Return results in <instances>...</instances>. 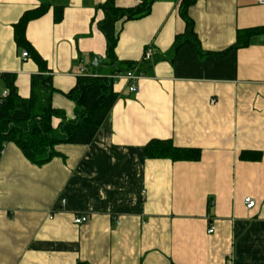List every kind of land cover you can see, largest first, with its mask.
<instances>
[{
  "label": "crops",
  "instance_id": "crops-1",
  "mask_svg": "<svg viewBox=\"0 0 264 264\" xmlns=\"http://www.w3.org/2000/svg\"><path fill=\"white\" fill-rule=\"evenodd\" d=\"M105 1L0 0V95L1 73L9 72L17 94L29 97L40 69L21 57L13 25L48 3L25 36L51 75L52 106L72 119L66 93L76 77L110 74L98 26ZM180 2L154 0L148 14L115 23L118 61L138 63L148 47L154 53L141 64L135 93L114 78L118 97L90 143L57 144L44 164L3 144L0 264H264V33L226 50L237 30L264 26V4L195 0L188 8L195 50L191 42L174 47L185 26ZM62 118L53 116L52 127ZM152 139L198 149L199 158H147ZM246 197L254 207L246 208ZM79 214L87 220L75 224Z\"/></svg>",
  "mask_w": 264,
  "mask_h": 264
},
{
  "label": "trees",
  "instance_id": "trees-1",
  "mask_svg": "<svg viewBox=\"0 0 264 264\" xmlns=\"http://www.w3.org/2000/svg\"><path fill=\"white\" fill-rule=\"evenodd\" d=\"M153 1L139 0L137 5L124 8L116 6L113 0H106L100 6L104 17L98 22V26L106 38L103 62L111 67L110 74L83 73L76 77L74 86L66 93V96L74 103V117L69 120L63 119L62 113L52 106L51 75L45 61L25 36L28 21L43 15L48 10L49 4L43 3L35 9L25 11L13 25L14 40L19 48L28 51L40 71L31 75L30 95L27 98L17 94L13 73H1L8 94L0 102V152L5 142H13L31 162L44 164L56 154L57 144L90 143L118 97L113 90V75L126 72L134 64L121 63L116 59L115 23L118 20H131L148 14ZM194 2L195 0L180 2L179 14L185 26L184 32L175 36L176 49L185 42H191L194 49L198 50L199 41L194 31V23L188 14V8ZM56 11L55 20L58 21L61 18V11L60 9ZM258 33H264V26L237 30L236 41L226 50L245 47L249 38ZM223 52L225 50L221 53ZM53 116L62 118L56 128L51 125ZM144 150L147 158H167L172 161L197 160L200 154V151L195 148L174 146L170 139L149 140ZM76 264L86 263L77 262Z\"/></svg>",
  "mask_w": 264,
  "mask_h": 264
},
{
  "label": "built area",
  "instance_id": "built-area-1",
  "mask_svg": "<svg viewBox=\"0 0 264 264\" xmlns=\"http://www.w3.org/2000/svg\"><path fill=\"white\" fill-rule=\"evenodd\" d=\"M256 2L258 4H264V0H256ZM153 49L151 47H148L144 54H143V58L140 62L138 63H134L131 67V69L127 70L126 72L123 73H115L113 75V77L115 79H125L128 82V90L132 93H135L138 89L136 82L142 77V72L140 71L142 65L144 62H149L152 60L153 57ZM21 57L22 58H28L29 54L28 51L26 49L22 50L21 52ZM82 72L86 71V68L83 66L81 68ZM8 94V90L5 89L2 91L1 95H0V102L3 98H5ZM3 151V149L1 150V152ZM142 194H144V191L142 192ZM63 202V200H62ZM244 203L246 208H252L255 206V201L254 199H252L251 197H246L244 199ZM87 220V216L85 214H79L77 216L74 217L73 221L75 224H81L83 222H85ZM214 231V226L212 223L209 224L207 232L208 233H212Z\"/></svg>",
  "mask_w": 264,
  "mask_h": 264
},
{
  "label": "water",
  "instance_id": "water-1",
  "mask_svg": "<svg viewBox=\"0 0 264 264\" xmlns=\"http://www.w3.org/2000/svg\"><path fill=\"white\" fill-rule=\"evenodd\" d=\"M102 61V59H101V57L100 56H94V57H92V59H91V64L92 65H97L99 62H101Z\"/></svg>",
  "mask_w": 264,
  "mask_h": 264
}]
</instances>
